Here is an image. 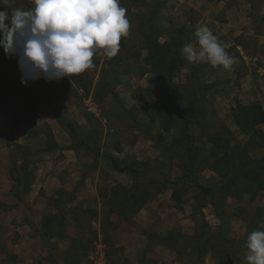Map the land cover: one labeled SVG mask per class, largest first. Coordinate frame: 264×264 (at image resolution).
<instances>
[{
    "label": "rangeland",
    "instance_id": "obj_1",
    "mask_svg": "<svg viewBox=\"0 0 264 264\" xmlns=\"http://www.w3.org/2000/svg\"><path fill=\"white\" fill-rule=\"evenodd\" d=\"M145 2L146 7L141 0H137V8L131 9L126 14L131 27L128 36L121 40L125 48L120 45L118 54L110 58L112 63L118 62L113 75H110V66H105V75L103 79L100 78L99 69L106 57L97 54L94 57L98 61L97 71L91 69L78 76L64 77L51 82L41 78L29 81L26 85H22L21 81L19 83L20 88L45 94L61 105L65 109L64 117L74 124L77 139L69 137L45 105L40 102L29 105L26 99L7 92L6 102L14 111L7 113L10 115L7 120L9 132L4 134L5 139L0 137V141L1 145L5 142L8 144L10 163L4 171L0 162V175L2 173L9 175L12 180V177L21 174L17 169L21 162L20 152L10 140V134L21 121L26 124L27 132L38 134L32 138L33 140L28 139L22 143L31 152L36 154L40 151L39 148L44 146V133L47 130L52 132L54 141L59 147H73L72 153L68 154L70 162L64 166L59 164L60 169L57 168L55 171H58L57 175H60L61 180L66 181L68 175H72L73 180L79 177V180L73 190L69 192L59 190L46 198L39 229L32 222H28L25 216L19 223L14 220L8 226L2 227L0 224V264H93L90 257L99 246L104 253V264H126L124 261L128 260L121 253V249L112 244L111 239L112 230L124 219L108 212L107 201L113 197L112 191H115L116 202L121 203L123 193L117 190V184L130 189L132 177L129 173L111 171L101 159L104 155L114 156L122 165L139 168L143 172L140 180L143 185L142 190H146L147 194L156 191L154 184L165 183L161 186V192L152 198L145 208L158 200L169 199L170 202L158 203L152 228L144 230L133 222V219L127 222L135 231L143 235L150 233L162 235L172 230L186 231L191 229L193 223L194 229L199 234H204V239L210 243V240L212 243L219 240V237H213L215 236L213 234L221 226L204 227V223L209 221L207 218L209 205L206 200L199 197L197 190L189 189L185 193L181 192V210H179L171 199V190L167 188L169 187L167 183L169 181L171 183L175 177L181 175L180 162L187 156L186 153L183 154L187 145L185 141H176L181 129H185L192 136V140L189 141L196 146L205 141V138H202L203 127L206 134H212L218 133L224 126L241 143L247 142V138L234 125L232 110L236 102L249 104L253 101L262 102L264 109V0H253V2L251 0H156V4L160 5L157 11L153 7L152 0ZM21 3L22 0H14L13 7H19ZM28 3V7L31 8L33 1L28 0ZM28 7L23 9L27 10ZM142 15L146 16V20H151L154 26L156 24L160 26L162 31L158 34L160 43L169 41L170 38L178 39L182 46L194 43L195 31L198 27L206 25L225 46V50L238 61L230 70L209 63H190L173 75L172 80L180 86V93L177 97H165L171 101V106L179 109L182 114H178L179 125L169 134H164L168 147L165 152L159 150L150 138V132L160 131L157 124L152 127L145 114L148 100L159 99L161 90L149 82L151 75L147 73L146 51L142 42L143 22L140 19ZM5 23L9 21L6 20ZM5 74L21 78L17 59L4 52L0 57V77ZM2 114L0 112V115ZM259 129L264 136V122ZM62 152L55 150L48 154H38L37 157L46 165L49 163V167H57L61 160L66 159ZM95 153H98V159ZM207 154L208 146L203 152V165L209 160ZM261 155H264V150L252 151L254 157ZM12 161L18 162L13 166L14 168ZM201 175L208 178L213 174L204 169ZM161 176H165L166 180H162ZM86 178L95 182L96 196L90 197L86 189L81 192ZM67 182L70 184V181ZM23 194L26 193L22 191L20 185H13L11 197L30 203L28 196ZM82 195L85 197L81 198ZM247 200L246 196L241 202L230 203L227 207L232 215H239L246 224L248 237L253 231L264 230V192L259 193L251 203ZM13 205L17 206V204L0 202L2 217L0 219L3 222L5 213L12 209L9 207H16ZM93 211L99 214L95 221ZM47 215H59V218L62 217V223L55 221L49 227H45L43 217ZM182 220H186V224L179 226L178 223ZM23 223L31 228L32 237L38 236L41 241L22 243L20 247L23 252L16 254L12 248L19 237L15 229ZM160 225L171 229L158 230ZM226 235L231 239L229 232ZM247 237L242 240L231 239L233 243L230 249L240 257L246 258ZM185 245L184 242H179V249H183L181 252L186 255V263L200 264L199 257L202 250L189 247L185 251ZM215 248L221 249L224 256L222 261L225 264H235L221 245L218 244ZM218 262L215 255L207 253L203 264H218Z\"/></svg>",
    "mask_w": 264,
    "mask_h": 264
},
{
    "label": "trees",
    "instance_id": "obj_2",
    "mask_svg": "<svg viewBox=\"0 0 264 264\" xmlns=\"http://www.w3.org/2000/svg\"><path fill=\"white\" fill-rule=\"evenodd\" d=\"M137 0H120L121 6L127 9L126 14L133 8H137ZM253 2V0H251ZM141 3L146 7L145 0ZM28 0H22L19 6L28 7ZM156 11L160 5L156 4V0H152ZM29 8V7H28ZM143 22L141 30L143 31V48L146 51L145 64L147 73L151 75L149 82L161 90L160 98L157 100L149 99L146 104V117L150 121L152 127L157 124L160 132L152 131L149 133L150 138L156 147L165 152L168 148L166 145V137L164 134H169L179 125L178 114H182L179 109H174L171 106V101L165 96L173 97L178 96L180 93V86L173 82V75L183 66L190 64L182 55L181 48L183 47L178 39L170 38L163 43L158 41L159 33H161L160 26H155L151 20H146V16L140 18ZM122 42V41H121ZM125 48L123 43L120 44ZM4 54L3 48H0V57ZM95 57V56H94ZM93 57L95 63L94 71L98 70V61ZM118 62H111V59L104 58L103 63L99 69V76L103 79L107 66H110V75H113V70ZM106 66V67H105ZM108 70V71H109ZM107 71V72H108ZM21 81L20 77H13L5 74L0 77V93L11 92L19 98L26 99L27 104L40 102L47 107L50 114L58 125L69 135L72 139H77V132L74 124L64 117L65 109L58 105L53 99L45 94L37 93L33 90H25L19 87ZM232 120L238 131L247 138L246 143H241L236 136L226 127L222 126L218 133L206 134L203 127L202 138L205 141L201 142L199 146L193 145L192 136L189 135L185 129H181L179 137L176 139L178 142L185 141L186 147L183 154H187L182 158L180 167L182 168L181 175L175 177L171 183H167L171 190V199L177 209L181 210V192L185 193L189 189L197 190L199 197L207 201L211 206L212 211L216 218L219 220L221 226L218 228L213 237H219V240L211 243L204 239V234L198 233L196 230L193 235L183 234L181 231L172 230L161 235L156 233L147 234L148 243L152 245H163L168 250L174 252L178 258L185 260L182 250L179 249V242L186 244L185 251L190 249L200 248L202 250L199 257L200 264L204 263V257L207 253L215 255L219 262L218 264H225L221 249H216V245H221L222 249L227 250L228 257L235 264H247L245 257L236 255L231 249L230 245L233 240L229 239L226 235L228 227V216L224 212V206L227 199H233L236 202H241L246 196L248 202L251 203L255 200L257 195L264 192V155L260 157L252 156V151L264 150V136L259 127L264 122V110L259 101H253L249 104H240L236 102L235 108L232 110ZM37 133L28 132L30 138L36 137ZM44 146L39 149L36 154L31 152L28 147L14 143L13 146L20 152V163L17 167L21 173L13 178V185L18 184L21 186L24 193L30 191L31 185L34 181V173L36 165L40 161L37 157L38 154H48L55 150H72L73 147H59L53 138L52 132L47 130L44 133ZM190 144V146H189ZM208 146L209 160L203 165V152ZM98 159V153H95ZM101 159L105 162L106 166L117 173H129L132 177V184L130 189L117 184V190L123 193V200L121 203L116 202V192L112 191L113 197L107 201L108 212L118 215L124 219L125 222H130L135 215H137L158 193L161 192V186L165 183L154 184L156 191L154 193H146L142 190L143 172L133 165H122L121 162L112 155H104ZM18 162L12 161V167L17 165ZM203 165V166H202ZM14 168V167H13ZM206 169L213 175L204 178L201 173ZM162 177V176H161ZM165 176L162 177V180ZM166 180V179H165ZM168 180V179H167ZM173 184V185H172ZM12 185V187H13ZM171 186V187H170ZM74 194V192H71ZM197 195V196H198ZM197 196L195 197L197 200ZM16 206V205H13ZM13 208V207H9ZM94 221L99 215L97 211H93ZM64 220V219H63ZM62 223V217L59 215H47L43 217V225L49 227L53 222ZM204 227L210 228L207 223ZM108 242L110 239L107 238ZM106 240V242H107ZM113 244V242H112ZM114 245V244H113ZM193 247V248H192ZM184 251V252H185ZM203 255V256H202ZM186 261V260H185ZM126 264V261H124ZM143 263V258L140 263ZM189 264V263H186Z\"/></svg>",
    "mask_w": 264,
    "mask_h": 264
},
{
    "label": "clouds",
    "instance_id": "obj_3",
    "mask_svg": "<svg viewBox=\"0 0 264 264\" xmlns=\"http://www.w3.org/2000/svg\"><path fill=\"white\" fill-rule=\"evenodd\" d=\"M13 4L14 0H0V48L17 59L22 85L94 69L93 57H115L131 27L120 0H33L27 10ZM194 37V43L181 48L189 63L224 70L238 63L208 26L198 27ZM246 247L247 264H264V230L249 233Z\"/></svg>",
    "mask_w": 264,
    "mask_h": 264
},
{
    "label": "crops",
    "instance_id": "obj_4",
    "mask_svg": "<svg viewBox=\"0 0 264 264\" xmlns=\"http://www.w3.org/2000/svg\"><path fill=\"white\" fill-rule=\"evenodd\" d=\"M6 94L7 92H3L0 94V112L3 113L2 115H0V137H3L4 139V134H7L9 132L7 120L9 119L10 115L7 113H11L14 111L12 106L6 102ZM2 124L3 126H1ZM28 139L31 140L32 138L28 136L26 124L21 121L18 122L16 129L10 134V140L13 143L22 145V143L28 141ZM8 148L9 147L6 142L2 143L1 145L0 141V162L4 168V171L10 163ZM39 149H41V147ZM62 153L64 156H66V159L61 160L57 164V167H49V163H47L46 165L45 162L42 161L37 163L36 171L34 173V181L31 185L30 191L26 194H23L24 196H28L27 198H29L28 200H30V203H24L22 201L16 200L15 198L13 199L10 195L13 184L12 180L10 179L9 175H4L3 173L2 175H0V202H7L8 204H17L16 207L8 210L5 213L4 222L0 219V224L2 227L11 225L14 220L16 223H19L21 222V219L25 216L28 222H32V224L39 229L42 223V214L46 206V198L54 195L59 190L69 192L74 189L76 183L79 180V177H76L73 180L71 177L72 175H68L66 181H64L61 180L62 178L60 177V175H57L58 171H55L57 168L60 169L59 164L64 166L70 162V157L68 154L72 153V151L65 150ZM49 170L52 172V174H50ZM67 180L70 181V184L69 182H67ZM83 186L84 189L81 188V192L85 191L86 189L90 197L96 196L95 182L92 179L90 180L86 178L84 180ZM83 197H85V195H82L81 198ZM27 198L25 201H27ZM159 202H164L167 204V202L170 201L169 199H164V201L158 200L156 203L149 204L146 208L144 207L133 218L132 221L136 222L140 226V228L144 230H146V228H152L156 217V207L158 206ZM233 202L236 201L233 199H227L226 204L224 206V212L228 216L227 228L229 232V237L233 240H242L247 237V226L242 222L239 215H232V213L229 212L227 205ZM209 209L207 216L209 221H206L207 224L209 226L214 227L219 226L220 222L214 215L211 206H209ZM158 213L161 214L160 212ZM0 218L2 217L0 216ZM185 222L186 220H182L180 223H178V225L182 226V224ZM191 225V229H186V231L185 229H181L182 232H184L186 235H193L195 229L193 223H191ZM161 226L162 225H160V227H158L157 229L164 231L167 229L164 225L162 227ZM17 227L18 228H16L15 230L17 231L19 237L18 242L12 246V248L14 249V253L18 254L23 252L22 247H20L22 243H37L41 241L38 236L32 237V230L27 224L23 223L21 226ZM111 239L114 246L121 249V253L128 260L129 264H186L185 260L178 258V256L174 252L168 250L165 246H151L148 243L146 235L140 234V232L135 231L134 227L129 226L127 222L122 221L118 227L112 230ZM32 253H34V251ZM245 254V256H247L248 250L245 252ZM141 258H143L144 260L143 263H140Z\"/></svg>",
    "mask_w": 264,
    "mask_h": 264
},
{
    "label": "built area",
    "instance_id": "obj_5",
    "mask_svg": "<svg viewBox=\"0 0 264 264\" xmlns=\"http://www.w3.org/2000/svg\"><path fill=\"white\" fill-rule=\"evenodd\" d=\"M93 264H104V253L102 248L99 246L97 251L90 257Z\"/></svg>",
    "mask_w": 264,
    "mask_h": 264
}]
</instances>
